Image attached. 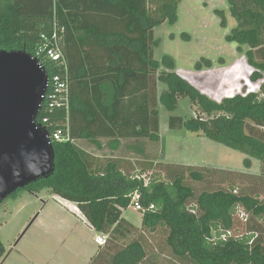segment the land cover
I'll return each mask as SVG.
<instances>
[{
    "label": "trees",
    "instance_id": "trees-1",
    "mask_svg": "<svg viewBox=\"0 0 264 264\" xmlns=\"http://www.w3.org/2000/svg\"><path fill=\"white\" fill-rule=\"evenodd\" d=\"M181 1L0 0V50L30 54L51 77L64 67L39 52L45 39L59 37L69 70V106L44 107L37 121L47 119L51 133L68 128L71 141L53 143L54 174L24 190L48 191L76 204L90 228L106 236L90 264H163L143 235L159 229L167 234V264H264V199L235 187L200 194L195 189L214 178L231 183L237 172L162 162L131 172L76 144L134 140L142 154V140H160V82L166 111H175L182 98L195 110L189 119L171 116V129L186 128L237 150L248 166L249 158L259 160L261 173L251 176L264 177V0H227L236 22L229 40L249 47L252 78L262 85L221 102L190 85L172 60L154 58V29L175 19ZM137 192L146 209L140 226L124 216ZM134 231L142 234L132 238ZM5 256L0 241V262Z\"/></svg>",
    "mask_w": 264,
    "mask_h": 264
},
{
    "label": "rangeland",
    "instance_id": "rangeland-1",
    "mask_svg": "<svg viewBox=\"0 0 264 264\" xmlns=\"http://www.w3.org/2000/svg\"><path fill=\"white\" fill-rule=\"evenodd\" d=\"M235 27L227 0H182L175 19H168L154 29L155 59L172 60L175 72L216 102L258 92L262 80L252 78L254 67L249 63V47L229 40ZM194 112L189 98L180 99L173 112L164 109L162 138L153 143L154 161L238 173L231 178V183L221 185L214 178L212 185L199 184L197 188L195 185L197 194L206 189L235 187L264 199V177L251 176L260 175L262 164L259 160L249 158L251 164L248 166V157L237 150L186 128H170L171 116L189 119ZM124 216L140 226L142 213L134 207H129ZM87 224L74 204L48 191L32 194L20 190L0 204V241L6 249L0 264H90L98 252L93 240L98 233ZM141 232L134 231L132 238H137ZM143 235L150 242V254H158L160 261L167 264L164 261L169 259L166 232L159 229Z\"/></svg>",
    "mask_w": 264,
    "mask_h": 264
},
{
    "label": "water",
    "instance_id": "water-1",
    "mask_svg": "<svg viewBox=\"0 0 264 264\" xmlns=\"http://www.w3.org/2000/svg\"><path fill=\"white\" fill-rule=\"evenodd\" d=\"M48 79L30 54L0 50V204L55 172L53 144L37 123Z\"/></svg>",
    "mask_w": 264,
    "mask_h": 264
},
{
    "label": "built area",
    "instance_id": "built-area-1",
    "mask_svg": "<svg viewBox=\"0 0 264 264\" xmlns=\"http://www.w3.org/2000/svg\"><path fill=\"white\" fill-rule=\"evenodd\" d=\"M47 43L43 45L39 53H43L46 57V59H49L56 64H59L64 67L63 73L56 74L54 76H49L48 84H47V90L44 97V107L46 110H53L55 107H58L62 104H64L67 108L69 106V100H70V79H69V70H68V64L67 61L63 55V52L60 47V40L55 33L53 35V40L45 39ZM43 67V65H42ZM44 68V67H43ZM42 109V110H43ZM37 123L45 128L48 132V139L51 144L55 142H69L71 141V135L70 131L67 128L66 130H57L53 133H51L45 124L48 123V120L45 119L42 123ZM148 175H145L143 179H147L148 181ZM136 178L140 179V177ZM147 184V183H146ZM132 207L135 208L138 212L144 214L146 212V209L143 208V206L140 204V194L139 192L135 193L132 199ZM150 209H154V206H151ZM231 235V233H229ZM107 238L106 236L102 234H98L95 238V244L99 247H102L106 244Z\"/></svg>",
    "mask_w": 264,
    "mask_h": 264
},
{
    "label": "crops",
    "instance_id": "crops-1",
    "mask_svg": "<svg viewBox=\"0 0 264 264\" xmlns=\"http://www.w3.org/2000/svg\"><path fill=\"white\" fill-rule=\"evenodd\" d=\"M155 58V56H154ZM157 60V59H155ZM164 90V85L162 83H157V99H158V108L160 111V116H159V126H160V139L161 137V132H162V127H161V119L163 118V112H164V106L162 102L160 101V97L162 95V92ZM160 141V140H159ZM144 152L141 154L139 152V149L141 148L140 143L135 144L134 140H120L119 141V146L117 143H114L113 140L110 139H102L100 140V146L94 145L89 143L86 140H79L76 142V144L81 148L82 150L86 151L87 153L99 158V159H109V160H116L121 162V165L123 166L124 169H127L128 171L133 172L134 170H137L141 168V166L148 164L149 162H154V155H153V150H154V144L155 142L150 141L148 139L142 140ZM158 142V141H157ZM154 145V146H153ZM57 198H60L58 196H55ZM61 200L69 203V204H74L71 202H68L62 198ZM74 206L77 207L76 204ZM77 210L79 213L82 215L84 220L86 218L83 216V214L80 212V210L77 207ZM88 225V224H87ZM92 231H94L92 228H90ZM94 243H95V237L93 238ZM98 250L100 249L99 246Z\"/></svg>",
    "mask_w": 264,
    "mask_h": 264
}]
</instances>
